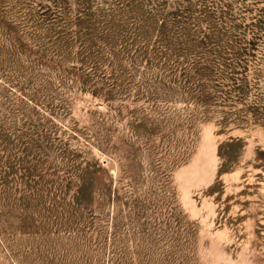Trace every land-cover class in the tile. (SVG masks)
<instances>
[{"label":"rangeland","instance_id":"374dc122","mask_svg":"<svg viewBox=\"0 0 264 264\" xmlns=\"http://www.w3.org/2000/svg\"><path fill=\"white\" fill-rule=\"evenodd\" d=\"M220 1L0 0V264H264V126L151 97Z\"/></svg>","mask_w":264,"mask_h":264},{"label":"trees","instance_id":"16d2710c","mask_svg":"<svg viewBox=\"0 0 264 264\" xmlns=\"http://www.w3.org/2000/svg\"><path fill=\"white\" fill-rule=\"evenodd\" d=\"M220 2L218 10L224 24L232 3ZM238 27L222 28L223 34L229 36L226 42L207 43L194 51L188 45L168 42L174 58L170 59L173 54L167 47L165 52H157L158 58L169 59L162 62L165 75L159 84L163 93L154 92L151 97L161 95L166 102L181 97L186 99V105L192 102V110L205 117L219 112L223 128L232 120L237 124L252 121L264 126V6L250 24L244 25V31L246 28L253 31L251 39L233 34L232 30ZM210 38L208 35L206 41ZM153 90L157 91L158 86ZM237 105L241 107L236 108Z\"/></svg>","mask_w":264,"mask_h":264}]
</instances>
